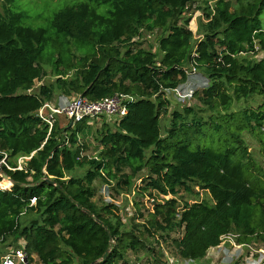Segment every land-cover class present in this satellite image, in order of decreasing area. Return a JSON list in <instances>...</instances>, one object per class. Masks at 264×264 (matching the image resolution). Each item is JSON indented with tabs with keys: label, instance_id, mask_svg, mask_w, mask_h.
Instances as JSON below:
<instances>
[{
	"label": "trees",
	"instance_id": "1",
	"mask_svg": "<svg viewBox=\"0 0 264 264\" xmlns=\"http://www.w3.org/2000/svg\"><path fill=\"white\" fill-rule=\"evenodd\" d=\"M193 1L76 0L32 27L14 0H1L0 181L8 180L0 183V245L24 241L29 262L35 254L40 264H124L138 251L164 264L154 241L194 260L227 232L264 244V0H202L197 37L184 14ZM154 30L156 49L141 46L142 32ZM46 64L53 81L32 92ZM192 67L206 79L192 93L196 105L172 108L162 125L172 104L165 90ZM115 93L134 99L94 130V155L85 153L87 120L61 125L58 115L50 128L36 114L56 94ZM95 181L113 200L135 189L153 207L145 214L134 201L126 225L115 203L94 200ZM197 186L209 197L190 199Z\"/></svg>",
	"mask_w": 264,
	"mask_h": 264
},
{
	"label": "rangeland",
	"instance_id": "2",
	"mask_svg": "<svg viewBox=\"0 0 264 264\" xmlns=\"http://www.w3.org/2000/svg\"><path fill=\"white\" fill-rule=\"evenodd\" d=\"M202 0H196L193 1L187 8V10L185 11V15L190 17V22H189V27L192 29L195 37L199 36L200 33V29H199V25L201 22L205 21L204 19V14H203V8H204V4L201 3ZM76 3V0H14V3H12V7H14L15 5H17V10H20L24 13L23 19H22V23L25 25H29L32 27H45L47 25V22L49 20V18L52 17V15L54 14V12H56L58 9H60L61 7H63L64 5L68 4V5H72ZM209 4H212V2H209ZM0 12L2 13V5H1V0H0ZM262 20L264 21V14L262 15ZM158 30H154V31H143L142 32V36L139 39L141 46H143L144 48H152L153 50L156 49V38L158 35ZM263 55V52H258L254 54V58H260ZM48 75L45 76L42 80L40 81H36L34 88L32 89V92H35L37 90V88L39 87V85L43 84V83H49L51 81H53V77L50 75V69L51 66L49 64L44 65ZM191 84L193 85L194 88L196 87H201L204 86L206 84V79L203 77V75L198 72L195 71L194 74L191 77ZM190 84V88H193L192 85ZM168 94V93H167ZM165 95L166 97H168V99L172 100V104L170 105L169 109H168V113L164 114L161 116V120L160 122H162V125L166 124L168 122V120L170 119V111H172V108H182L185 104L186 105H196L195 100L190 98L185 99L184 101H177V99L174 97L173 94H168ZM63 95V94H56L54 95L52 101L53 103H56L57 97ZM262 97H257L256 99H253L251 101H249V104L251 107H257L258 105H260V103L262 102ZM236 109V108H235ZM207 112V110L205 111ZM61 117V118H60ZM57 120V118H56ZM58 120H60V124L64 125L67 124L68 120L66 118H63L62 116H59ZM88 121V124L91 125V129L90 132L88 133V136L86 138L87 140V151H85L86 154L88 155H94L97 151L96 146H97V142L95 140V135H94V130L96 128H100L102 125L103 120H108L106 117L104 116H97V117H92L89 119H86ZM110 121V120H109ZM245 142L248 146V150H251L254 152V156L256 159H260V157L257 154V142L248 134H244L243 135ZM6 160V159H5ZM20 165V163H22V158H19L17 161ZM5 163V162H4ZM82 172V169H76L73 173L74 174H80ZM144 173V172H143ZM4 180H8V179H2L0 181V183H3ZM140 180H136V190H137V186L140 184L139 182ZM96 187H97V193L96 196L94 198V200L97 202L99 201V199H104V200H109L110 198L108 197V195H106L108 193L107 191V187L105 184H101L98 181H95ZM142 184V182H141ZM140 184V185H141ZM135 189H132L130 192H121L119 193V196L116 197L115 200H113L118 207V215H120L121 217V221L126 224L129 225L130 218L133 216L134 214V205L133 202L134 201H138L140 200L142 202V204L140 205L141 210H144V213L146 214V209H150L153 206L150 204L152 203V198H149L147 196V194L143 195L142 197L137 196L135 194ZM196 191H199V195H195V196H189L190 199H195V198H208L209 195L206 191L200 190L197 187H195ZM154 194L156 192H153ZM186 197V194H184ZM155 198L157 199H162V198H168L170 197V195H165V196H161V195H154ZM138 222V221H136ZM139 234V233H138ZM140 235V234H139ZM150 241H152L151 238H149ZM21 242L18 241L16 243V245H11L9 246H5L6 244L0 245V251H2L3 254L11 251V249L19 246ZM250 245L253 248V251H250L249 249L245 248L243 249V252L241 254V256L239 258H234L233 260H229L230 262H228L227 264H249V262H251L252 260H257L259 257H261L262 255H264V244L256 242V241H251L249 242ZM152 246L155 247V251H158L160 253H162L164 256L162 257V259H165V256L167 254L169 255H174L175 254V250L172 246V244H170L169 242L163 243V242H152ZM136 254L139 255H143L141 256L142 260H141V264H148V255L145 254V252L143 251H138L137 253H133V252H128L127 257L129 258L128 260H132L135 261L137 260V258L135 257ZM131 256V257H130ZM207 257H210L211 261L210 264H222L221 263V257L220 255L215 252L213 249L210 250V252L207 253L206 255ZM133 257V258H132ZM1 258V257H0ZM33 263L32 264H40L38 257L33 254ZM132 258V259H131ZM127 260V261H128Z\"/></svg>",
	"mask_w": 264,
	"mask_h": 264
},
{
	"label": "built area",
	"instance_id": "3",
	"mask_svg": "<svg viewBox=\"0 0 264 264\" xmlns=\"http://www.w3.org/2000/svg\"><path fill=\"white\" fill-rule=\"evenodd\" d=\"M195 68L192 67L187 75V80L173 89H166L165 95L173 94L177 101H184L187 98L192 97L193 91L198 88H194L191 84V77L195 72ZM190 84L193 88H190ZM167 94V95H168ZM134 97L128 94L115 93L111 96L104 97L98 100H89L79 94L66 96L60 95L57 97L56 103L53 101H46L36 111V114L42 121L48 124L51 128L58 115L64 116L67 120L74 124L80 122L83 119H89L97 116H104L108 121L119 120L123 115L127 113V102L133 100ZM108 197L107 201L114 202L110 196L108 185H106ZM238 233L227 232L221 236V242L213 246L215 252L221 257V263L227 264L234 258H239L243 252L244 247L253 251L250 243H242L237 241ZM19 246L12 248L11 251L5 253L0 258V264H32L33 261L28 260V255L24 249V241H20ZM33 257V254H31ZM230 260V261H229ZM264 261V255L257 260H252L249 264H259ZM194 259L181 258L176 255L167 254L164 259V264H192ZM124 264H140V261H127Z\"/></svg>",
	"mask_w": 264,
	"mask_h": 264
},
{
	"label": "crops",
	"instance_id": "4",
	"mask_svg": "<svg viewBox=\"0 0 264 264\" xmlns=\"http://www.w3.org/2000/svg\"><path fill=\"white\" fill-rule=\"evenodd\" d=\"M212 248V247H211ZM211 248L207 251V253L208 252H210V250H211ZM133 253H137V252H133ZM207 255V254H206ZM204 256L203 258H201V259H195L194 260V262L192 263V264H210V261H211V259H210V257H207V256ZM141 256H143V255H139V254H136V258H137V260L138 261H140L141 262V260H142V258H141ZM131 257V256H130ZM133 258V257H132ZM131 258V259H132ZM129 258L127 257V260H128ZM129 261V260H128ZM141 264V263H140Z\"/></svg>",
	"mask_w": 264,
	"mask_h": 264
},
{
	"label": "water",
	"instance_id": "5",
	"mask_svg": "<svg viewBox=\"0 0 264 264\" xmlns=\"http://www.w3.org/2000/svg\"><path fill=\"white\" fill-rule=\"evenodd\" d=\"M69 124L71 125V122L69 121ZM6 155L0 151V165L5 162ZM3 178H7V175L5 173H2Z\"/></svg>",
	"mask_w": 264,
	"mask_h": 264
}]
</instances>
